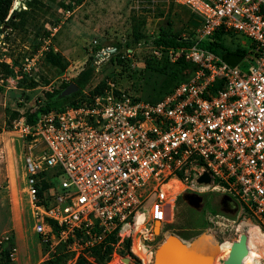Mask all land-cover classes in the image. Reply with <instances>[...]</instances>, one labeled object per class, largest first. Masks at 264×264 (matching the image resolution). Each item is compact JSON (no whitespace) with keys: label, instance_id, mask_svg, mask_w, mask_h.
Instances as JSON below:
<instances>
[{"label":"built area","instance_id":"2783aa9c","mask_svg":"<svg viewBox=\"0 0 264 264\" xmlns=\"http://www.w3.org/2000/svg\"><path fill=\"white\" fill-rule=\"evenodd\" d=\"M16 1L26 8V0ZM173 1L199 28L193 44L167 53L195 68L160 100L107 82L76 105L40 113L33 123L12 122L28 142L24 180L33 230L49 252L63 244L73 253L64 264L81 256L93 261L82 251L105 243L112 248L105 264H124L132 258L123 252L128 239L133 256L145 259L159 243L155 222L161 231L172 219L181 185L226 194L264 225V0ZM219 28L251 41L241 63L199 46ZM152 52L162 55L155 46ZM205 172L210 181L198 182ZM8 242L0 240V252Z\"/></svg>","mask_w":264,"mask_h":264},{"label":"rangeland","instance_id":"374dc122","mask_svg":"<svg viewBox=\"0 0 264 264\" xmlns=\"http://www.w3.org/2000/svg\"><path fill=\"white\" fill-rule=\"evenodd\" d=\"M62 4L70 7L66 9ZM134 26L144 36L138 42L133 41ZM0 27L4 28L0 34V62L7 64L5 69L0 63V240L9 236V243H3V247L16 248L15 259H10L8 264H45L54 251L49 252L33 230L24 180L28 142L12 130V122L17 117L8 121L9 117L15 111L22 114L34 109L37 98L46 90L73 81L87 66L93 73L82 90L86 98L98 82L105 80L129 94L159 99L191 71L190 67L168 59L166 54L155 56L153 38L162 31L192 37L199 28V20L173 0H81L80 3L37 0L24 27L19 30H10L3 24ZM223 38L228 44H238L247 51L252 47L248 38L233 30ZM116 44H119L117 49ZM50 49L63 56V70L45 60ZM166 58L164 71L156 70L155 66ZM31 83L34 84L31 86ZM76 98L78 96L70 100ZM61 180L62 177L57 178V184ZM179 190L172 219L168 217L161 231L160 224L154 228L155 234H159L158 242L168 233L191 236L187 240L199 236L198 240L209 234L215 242L221 243L219 255L226 244L242 232L250 231L257 239L252 241L249 236L256 259L252 260L264 264V225L259 217L226 194L207 190L200 193L183 185ZM215 214L219 217L210 221L209 216ZM202 226H205L203 230L192 236ZM207 237L204 244L208 246ZM154 251L143 260L134 256L122 261L124 264H153ZM56 252L69 255L68 260L73 257L64 246ZM82 252L92 256L89 250ZM224 256L215 264H224ZM112 264H117V260Z\"/></svg>","mask_w":264,"mask_h":264},{"label":"trees","instance_id":"16d2710c","mask_svg":"<svg viewBox=\"0 0 264 264\" xmlns=\"http://www.w3.org/2000/svg\"><path fill=\"white\" fill-rule=\"evenodd\" d=\"M13 1L14 0H0V24H3L5 27L9 28L10 30H19L22 27H24V25L26 24V21L30 14V10L33 8V5L35 4V2H37V0H27L26 8L14 9L11 13H9ZM76 1L78 3L81 2V0H76ZM62 6L66 9L70 7L69 4H62ZM8 15L9 17H7ZM3 31L4 28L0 27V34L3 33ZM229 32H231V30L229 29L225 30L224 28H219L215 30V32L211 36L200 40L198 44L200 47L212 51L213 53L219 55L223 60H225L229 64L235 65L241 63L244 60V58L250 54L251 50L247 51L246 48H243L238 44L232 46L227 42H225L223 37L225 34H228ZM132 35L134 42H138L144 37L143 34L135 26L133 27ZM152 42H153V46L160 48L162 50V56L166 54L168 59H170L167 53L168 47H172L174 50H176L178 48L189 47L191 44H193V40H191L190 36H188L187 38H183L178 33H170L168 31H162L161 33H159L156 37L153 38ZM114 47L117 49L119 47V44H116ZM167 58L159 66H155V69L163 72L168 61ZM45 60H47L49 64L53 66H59L61 70L65 68V61L63 56L53 52V50L51 49L46 52ZM119 61L121 60L119 59ZM174 62L190 67V71H191L190 74L195 68L193 65L186 62L181 56ZM0 63L1 65L5 66L6 69L7 64H5L4 62H0ZM147 64H150L149 60H147ZM92 73L93 70L90 66H87L85 69L81 70L78 73V75L74 78V80L71 81V82H75L79 86L78 91L74 92L73 94L68 96L61 95L62 89L70 83V82H62L58 88H54L52 90H46L43 93V96L38 97L37 98L38 102L34 109L28 110L22 114L15 111L13 112L11 117H9L8 121H10V118L12 119L15 117L17 118L24 117L29 123H33L40 113H47L52 110H62L67 106L76 105L78 102L85 100L86 96L82 94V90L89 81V79L92 77ZM190 74L184 80H186L190 76ZM179 83L180 82H178L176 85H178ZM33 84L34 83H31V86ZM106 87H107V82L105 80H101L92 88L89 95L92 96L95 94L102 93ZM169 91H167L166 93H168ZM75 96H78V99L76 98L70 100V98ZM163 96H161L157 100L145 99L141 96H139V98H142L143 100L146 101L156 102L160 100ZM204 227L205 226H202L200 230L195 231L192 236H196L197 234H199ZM179 236H181L184 239H189L191 237L184 234H179ZM111 239L114 240V238ZM59 247H63V244L57 246L56 250L52 252L51 257L45 262V264H64L68 260L69 255L62 252H56ZM129 247H130V240L128 239L125 241L123 252H126L127 254L131 255V257L134 258L133 254L129 250ZM12 248L13 247L11 248L2 247V250L0 252V264H8L9 260L11 259L10 252ZM111 250L112 248L109 244H101L91 250L92 257L94 258L93 261H90L86 257L81 256L73 264H103L104 262H106V260L109 259V253L111 252ZM135 261L139 262L137 261V258H135Z\"/></svg>","mask_w":264,"mask_h":264},{"label":"water","instance_id":"95a60500","mask_svg":"<svg viewBox=\"0 0 264 264\" xmlns=\"http://www.w3.org/2000/svg\"><path fill=\"white\" fill-rule=\"evenodd\" d=\"M17 8V1H15L12 11ZM78 89L79 86L75 82H70L62 89L61 95H71ZM197 181L208 183L210 181L209 175L205 172ZM156 223L157 221L154 228H156ZM198 237L187 240L178 234L168 233L154 249L153 264H213L218 253V246L221 243L215 242L210 247H206L197 240ZM246 246L247 233L242 232L237 239L231 241V252L226 264H240L238 255ZM125 259L130 260L129 257Z\"/></svg>","mask_w":264,"mask_h":264},{"label":"bare ground","instance_id":"6f19581e","mask_svg":"<svg viewBox=\"0 0 264 264\" xmlns=\"http://www.w3.org/2000/svg\"><path fill=\"white\" fill-rule=\"evenodd\" d=\"M158 224L159 223L157 222L156 223V229L158 228ZM249 236L251 237L252 241H256L257 240L256 237H255V235L252 232H250V231L247 232V246L238 255V260H239L240 264H256V262H254L256 260L255 259V256H254V245L250 241ZM206 237L209 239L207 241L208 242V246L204 244V240L206 239ZM198 241H200V243H202L203 246H206V247H210L212 244L215 243V240L209 234L203 236L202 238H199ZM219 248H220V246H218V249ZM230 252H231V242L228 243V244H226L223 247V250L220 252L219 255H216V258H215V261H214L213 264H215V262H218L221 259V255H225L224 258H223V260H224V264H226V262H227V260L229 258Z\"/></svg>","mask_w":264,"mask_h":264}]
</instances>
